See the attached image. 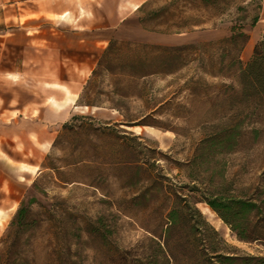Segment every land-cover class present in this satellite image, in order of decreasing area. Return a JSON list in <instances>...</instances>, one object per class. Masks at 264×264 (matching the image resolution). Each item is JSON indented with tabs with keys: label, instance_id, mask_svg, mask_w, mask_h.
<instances>
[{
	"label": "rangeland",
	"instance_id": "374dc122",
	"mask_svg": "<svg viewBox=\"0 0 264 264\" xmlns=\"http://www.w3.org/2000/svg\"><path fill=\"white\" fill-rule=\"evenodd\" d=\"M185 6L149 0L142 13L149 28L205 23L168 35L173 40L165 47L179 48L176 52L111 42L101 75L85 84L73 116L58 124H50L56 97L47 78L35 74L40 64L28 61L34 47L24 49L17 27L0 21V201L8 197V205L0 207V264H136L149 257L155 247L150 233L162 232L168 206L154 191L153 178L166 176L173 186L187 183L178 167L194 159L204 162L197 172L202 181L225 180L237 191L258 188L264 195V117H235L240 106L228 99L233 73L225 55L209 45L228 37L231 23L211 9ZM245 32L243 64L264 39V0L258 23ZM3 35L8 46L2 45ZM156 69L163 73L151 74ZM87 86L82 100L92 107L81 102ZM238 122L241 137L234 151H196L214 129ZM30 201L27 224L13 226L21 203ZM197 208L240 255L264 256V246L238 241L227 226L218 229L209 221L205 204Z\"/></svg>",
	"mask_w": 264,
	"mask_h": 264
},
{
	"label": "trees",
	"instance_id": "16d2710c",
	"mask_svg": "<svg viewBox=\"0 0 264 264\" xmlns=\"http://www.w3.org/2000/svg\"><path fill=\"white\" fill-rule=\"evenodd\" d=\"M184 5H194L199 11L209 9L215 12L217 18L231 23L230 34L213 44L227 58L226 68L233 73L232 92L228 97L233 104L240 106L235 110V117L249 118L251 116L264 117V39L255 45L251 59L243 64L241 53L246 46L249 36L246 27H254L259 19L262 9V0H175ZM185 6V7H186ZM155 19L158 15L155 14ZM143 19L141 22L145 29L165 34H180L190 31L191 28L203 25L204 21H185L180 25L158 24L152 28L147 27ZM151 20V19H150ZM111 44V43H110ZM159 54L176 52L177 47L154 46ZM163 57H159L161 60ZM108 59V50L101 56L96 69L93 71L90 82L98 78ZM162 61L157 68H160ZM219 72H222L223 62ZM105 70L112 75L109 69ZM156 69L151 74H161ZM136 78V77H135ZM81 95V102L86 106H95L94 103L84 101L88 90ZM119 98L129 96L115 92ZM65 129H71L67 124ZM241 123L223 127L199 143L197 152L203 154L213 151L231 153L237 147V140L241 137ZM254 133L257 131L254 130ZM203 156V155H202ZM201 156V157H202ZM193 160L179 169L186 173L188 182L173 186L170 178L155 175L153 178L154 191L165 196L168 206L164 213V229L160 234L151 232L154 250L149 257H139L136 264H264V256L240 255V251L228 245L219 235L218 231L209 225L197 204H205L227 226L231 233L240 242L247 244H260L264 246V195L258 188L243 192L233 188V184L222 180L214 185L212 181H202L197 174L204 166V162ZM167 183V184H165ZM31 202H22L12 221L14 226L27 224L30 214ZM208 244H204L203 241Z\"/></svg>",
	"mask_w": 264,
	"mask_h": 264
},
{
	"label": "crops",
	"instance_id": "0c3cea01",
	"mask_svg": "<svg viewBox=\"0 0 264 264\" xmlns=\"http://www.w3.org/2000/svg\"><path fill=\"white\" fill-rule=\"evenodd\" d=\"M148 1L0 0L1 24L17 27L24 49L34 47V58L28 61L35 66L40 64L41 73L35 74L47 78L49 93L56 97V105L50 107V124L65 122L73 116L83 87L111 42L170 44L171 36L151 32L141 22ZM2 37V45L8 46L9 40ZM19 63L24 66L27 60L21 57ZM21 75L19 72L18 76ZM7 202L8 197L3 195L0 207L4 209Z\"/></svg>",
	"mask_w": 264,
	"mask_h": 264
},
{
	"label": "bare ground",
	"instance_id": "6f19581e",
	"mask_svg": "<svg viewBox=\"0 0 264 264\" xmlns=\"http://www.w3.org/2000/svg\"><path fill=\"white\" fill-rule=\"evenodd\" d=\"M206 214L207 217L209 219V221L218 229L222 228L223 222L213 213L211 212L209 209H206Z\"/></svg>",
	"mask_w": 264,
	"mask_h": 264
}]
</instances>
